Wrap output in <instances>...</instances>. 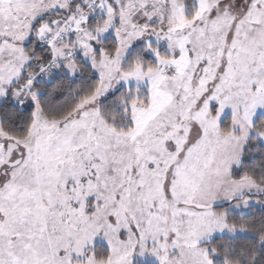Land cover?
Returning <instances> with one entry per match:
<instances>
[{
    "label": "snow or ice",
    "instance_id": "6c2138e0",
    "mask_svg": "<svg viewBox=\"0 0 264 264\" xmlns=\"http://www.w3.org/2000/svg\"><path fill=\"white\" fill-rule=\"evenodd\" d=\"M0 264H264V0H0Z\"/></svg>",
    "mask_w": 264,
    "mask_h": 264
}]
</instances>
